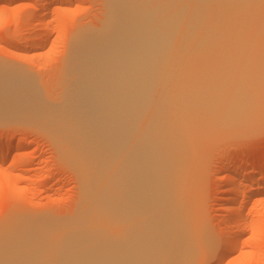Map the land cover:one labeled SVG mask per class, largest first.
Listing matches in <instances>:
<instances>
[{
    "label": "bare ground",
    "instance_id": "6f19581e",
    "mask_svg": "<svg viewBox=\"0 0 264 264\" xmlns=\"http://www.w3.org/2000/svg\"><path fill=\"white\" fill-rule=\"evenodd\" d=\"M102 2V24L75 32L56 107L46 111L30 78L0 64V110L48 114L82 184L73 221L0 233V264H197L214 249L198 217L194 136L251 124L263 109L264 66L249 36L257 19L264 25V0ZM46 13L35 17L41 35ZM235 178L223 256L245 225Z\"/></svg>",
    "mask_w": 264,
    "mask_h": 264
},
{
    "label": "rangeland",
    "instance_id": "374dc122",
    "mask_svg": "<svg viewBox=\"0 0 264 264\" xmlns=\"http://www.w3.org/2000/svg\"><path fill=\"white\" fill-rule=\"evenodd\" d=\"M102 1L0 0V64L13 67L9 69L13 73H25L22 75L27 81L22 75H14L22 81L29 82L30 78L28 84L41 97L46 111L57 106L54 101L59 95L62 94L63 98V67L67 68L64 62L69 61L72 49L69 47H73L75 32L80 29L81 32H87L86 29L94 31L102 24ZM39 12H47L45 21L49 28L45 35L35 31L41 27L35 18ZM259 20L252 25L249 43L260 46L255 57H258L257 65L264 66V25ZM260 100H263V106L264 94ZM2 109L0 143L4 141L6 145L0 150L5 156L0 157L1 236L14 233L13 227L15 230L26 229L47 219L56 218L65 223L73 221L81 207V173L78 166L65 157L61 147L64 139L57 133L55 123L49 120L48 114L47 118H39ZM259 112L251 124L231 127L232 130L214 125L194 136L199 177L197 193L201 206L198 217L214 243L213 251L202 255L197 264H264V192L261 191L264 177H259L264 174V106ZM209 129V132L205 131ZM233 171L236 172L237 187L245 192L241 196V201L244 200L242 223L245 225L234 252L223 256L224 235L232 219L227 207L230 198L226 185ZM249 172L250 175L253 173L252 176L245 177ZM16 221L24 224L20 227Z\"/></svg>",
    "mask_w": 264,
    "mask_h": 264
}]
</instances>
